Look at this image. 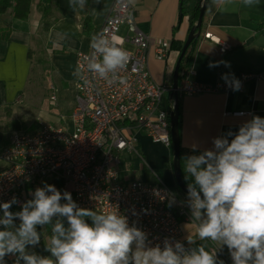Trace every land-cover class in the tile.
<instances>
[{"label":"crops","instance_id":"crops-1","mask_svg":"<svg viewBox=\"0 0 264 264\" xmlns=\"http://www.w3.org/2000/svg\"><path fill=\"white\" fill-rule=\"evenodd\" d=\"M15 1L7 0L9 7L0 13V147L8 143L13 133L6 126H12L10 119L29 85L34 63L40 66L44 62L49 64L48 69H41L42 74H51L59 92L62 84L71 86L72 110L76 99V56L90 48L92 37L100 33L114 0H86L83 8L78 3L71 6L70 0H29L27 16L22 19L13 15ZM130 5L139 30L150 40L146 67L156 84L170 90L163 94H166L163 107L170 109L174 103L171 98L173 72L190 31L188 16L181 14V0H135ZM124 32L125 29L121 28L119 35L123 36ZM222 45L229 48L221 52ZM157 48L163 51L161 55L157 54ZM219 61L229 62L230 67L220 64L209 68V62ZM189 70L193 73L189 74ZM263 71L264 0H257L252 6H245L242 0H209L199 39L190 51L185 79L213 86L225 84L221 79L223 73H234L242 88L240 91L229 88L194 96L178 95L181 114L179 141L185 155H198L205 149H212L213 138L228 131L237 132L239 126L253 115L264 118V80L257 79ZM238 112L248 114L233 115ZM136 141L143 161L131 153H123L120 165L123 181L143 180L157 184V178L176 190L177 195L173 194L175 203L168 207L174 212L181 207L186 213V216L178 217L180 241L186 248L203 244L206 251L216 252L224 264H232L226 246L218 248L211 241L200 240L195 245H188L185 237L191 235L195 238L197 224L192 221L185 204L187 195L177 190L171 148L168 153L162 144L153 142L144 134H137ZM193 145L197 147L195 152ZM3 167L0 163V170ZM35 189L28 187L27 200L32 198L29 192ZM37 231L41 232V242L29 251L50 256L44 251V244L51 235V227L46 230L38 227ZM5 260L6 264H15V257L9 256Z\"/></svg>","mask_w":264,"mask_h":264},{"label":"clouds","instance_id":"clouds-1","mask_svg":"<svg viewBox=\"0 0 264 264\" xmlns=\"http://www.w3.org/2000/svg\"><path fill=\"white\" fill-rule=\"evenodd\" d=\"M256 2L242 0L245 6ZM77 3L83 8L86 0H70L73 7ZM91 47L87 68L94 77L124 84L119 72L129 60L128 53L104 36H93ZM220 64L230 67L229 62L219 61L209 62V68ZM109 73L113 74L110 78ZM221 79L232 91L242 88L234 73H223ZM212 144V149L183 157L185 204L197 224L195 238L187 235L185 239L190 246L197 240L226 246L232 264H264V118L253 115L237 132L215 137ZM192 150L197 147L193 145ZM29 194L32 198L23 203L16 197L0 203V264H6L9 256L15 257V264H224L203 244L186 248L166 237L163 247L152 246L148 234L135 223L129 226L128 217L118 209L82 208L70 192H61L55 185L45 182ZM154 195L159 193L154 191ZM167 198L171 207L175 197ZM15 204L20 211L10 210ZM133 215L137 214L133 211ZM48 226L51 235L44 251L50 256L29 251L41 242L37 228Z\"/></svg>","mask_w":264,"mask_h":264},{"label":"built area","instance_id":"built-area-1","mask_svg":"<svg viewBox=\"0 0 264 264\" xmlns=\"http://www.w3.org/2000/svg\"><path fill=\"white\" fill-rule=\"evenodd\" d=\"M125 3L128 0L113 1L97 37L108 38L128 53L129 60L119 72L126 82L109 84L94 77L87 68L92 47L79 52L75 62L76 99L68 124L65 127L45 124L34 132L15 131L8 143L0 147V163L4 165L0 170V203L13 197L23 203L27 200L28 187L37 188L46 182L61 192H70L82 208L97 212L118 209L128 217L129 226L135 223L148 234L152 246L159 243L163 247L166 237L180 241L178 217L186 213L181 207L177 212L168 207L167 197L173 196L172 191L155 176L151 175L157 184L143 180L125 182L120 165L125 152L142 160L137 134L171 148L168 109L162 105L163 94L170 90L151 79L146 67L149 37L139 30L133 7ZM121 28L125 29L123 36L119 35ZM126 44L132 49H127ZM228 48L222 45L220 51ZM156 51L159 55L163 53L160 48ZM98 59L102 61V56ZM112 75L109 73V78ZM257 79L264 80V71ZM228 89L225 84L206 86L185 79L178 86V95L194 96ZM50 100L56 101L54 93ZM68 125L72 133L68 132ZM154 191L159 195H154ZM11 209L21 210L19 204Z\"/></svg>","mask_w":264,"mask_h":264},{"label":"rangeland","instance_id":"rangeland-1","mask_svg":"<svg viewBox=\"0 0 264 264\" xmlns=\"http://www.w3.org/2000/svg\"><path fill=\"white\" fill-rule=\"evenodd\" d=\"M125 47L132 49L128 44ZM43 67L48 69L49 64L47 62H44L41 66L40 64H33L34 69L29 85L24 91L22 99L10 119L13 121L12 126H6L9 132H34L45 124H53L59 127H65L68 124V119L71 114V102L73 101L72 88L69 84H62L59 92L58 84H56L51 74H42L41 69ZM53 93L56 97L55 102L50 100V96ZM165 96L166 94L163 95L162 105L165 104ZM1 126L4 129L5 121ZM68 132H73L71 125H68ZM165 148L169 153L168 148ZM163 185L171 189L164 183ZM171 190L172 194L177 195L176 190L173 188Z\"/></svg>","mask_w":264,"mask_h":264},{"label":"water","instance_id":"water-1","mask_svg":"<svg viewBox=\"0 0 264 264\" xmlns=\"http://www.w3.org/2000/svg\"><path fill=\"white\" fill-rule=\"evenodd\" d=\"M207 1L208 0H201L199 4L200 9L196 24L190 29L187 38L182 46L172 77L171 98L174 99V103L171 107V111L169 114L172 168L175 176L176 186L181 190V192H183L186 195H187V185L182 180L181 168H180V141H179V131H178V74H179L181 60L184 57V54L186 53L188 47L190 46V44L194 39H197L200 36L203 17L207 7Z\"/></svg>","mask_w":264,"mask_h":264},{"label":"trees","instance_id":"trees-1","mask_svg":"<svg viewBox=\"0 0 264 264\" xmlns=\"http://www.w3.org/2000/svg\"><path fill=\"white\" fill-rule=\"evenodd\" d=\"M201 0H181V14L187 15L190 23V29L196 24L198 15H199V9ZM209 3V0L207 1V5ZM9 7V3H7V0H0V13H3L7 10ZM29 10V0H16L15 6L13 9V15L17 18H25L27 16V12ZM197 39H194L190 46L188 47L186 53L184 54V57L181 60L180 63V69L178 74V86L182 85L183 80L186 77V73L188 71V62L190 58V51L196 44ZM171 108L168 109V114H170ZM180 126H181V114L179 109V103H178V131L180 134ZM185 153L180 149V168H181V177L183 182L187 185V182L184 179V173L182 171L184 160L183 157H185ZM177 190L181 192V190L177 187Z\"/></svg>","mask_w":264,"mask_h":264}]
</instances>
